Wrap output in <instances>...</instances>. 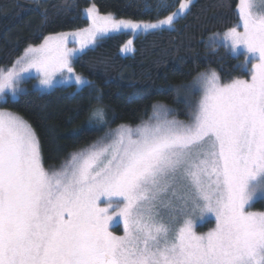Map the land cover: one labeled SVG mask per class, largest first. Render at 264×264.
<instances>
[{
  "label": "snow or ice",
  "instance_id": "6c2138e0",
  "mask_svg": "<svg viewBox=\"0 0 264 264\" xmlns=\"http://www.w3.org/2000/svg\"><path fill=\"white\" fill-rule=\"evenodd\" d=\"M191 3L156 22L91 5L90 26L71 34L79 48H68V34L47 36L0 70V102L24 93L33 70L45 88L65 72L79 90L91 88L74 73V58L110 33L173 30ZM168 7L161 0L156 10ZM238 15L220 39L251 58L249 78L221 83L215 71L200 74L187 122L153 105L147 122L121 125L48 170L35 129L0 110V264H264V211L250 210L264 198V7L239 0ZM103 114L98 107L91 117ZM209 215L215 227L198 233ZM120 225L117 235L111 229Z\"/></svg>",
  "mask_w": 264,
  "mask_h": 264
},
{
  "label": "trees",
  "instance_id": "16d2710c",
  "mask_svg": "<svg viewBox=\"0 0 264 264\" xmlns=\"http://www.w3.org/2000/svg\"><path fill=\"white\" fill-rule=\"evenodd\" d=\"M161 0H0V70L11 67L31 44L47 35L84 27L83 8L94 4L118 19L157 21L175 12L184 0H165L167 11L157 12ZM239 0H192L190 11L173 30L139 34L134 52L121 47L133 36L111 33L73 61L74 70L87 77L91 88L74 84L41 91L27 80V90L7 103L37 132L46 169L56 170L71 154L95 144L121 125L132 128L147 122L153 105L173 109L175 118L187 122L189 103L200 97L198 79L217 72L221 82L248 76L243 55L234 56L225 46L211 47L208 38L225 33L239 21ZM148 6L151 10L146 9ZM100 97L97 100V97ZM104 110L93 119L95 108ZM264 210V198L255 201Z\"/></svg>",
  "mask_w": 264,
  "mask_h": 264
},
{
  "label": "rangeland",
  "instance_id": "374dc122",
  "mask_svg": "<svg viewBox=\"0 0 264 264\" xmlns=\"http://www.w3.org/2000/svg\"><path fill=\"white\" fill-rule=\"evenodd\" d=\"M37 1H41V0H37ZM254 2H255V4L257 5V7H264V0H254ZM91 5H93V4H91ZM91 5H89V6H87V7H85V8H83V15H84V11L88 8V7H90ZM96 6V5H95ZM179 9V8H178ZM177 9V10H178ZM99 10V9H98ZM176 10V11H177ZM99 13L101 14V15H104V14H108V13H103V12H100L99 11ZM111 14H113V13H111ZM114 15V14H113ZM115 16V15H114ZM116 17V16H115ZM117 18V17H116ZM118 19V18H117ZM145 22H156V21H145ZM90 21L88 20V24L86 25V26H84V27H81V28H77V29H72V30H67V31H60V32H56V33H51V34H49V35H47V36H54V35H59V34H68V43H67V46H68V48H79V44L78 43H75L74 42V38L72 37V33H75V32H79V31H82L83 29H85V28H88L89 26H90ZM241 23V21H240V19H239V21H238V23L235 25V26H237L238 24H240ZM238 30H240V31H242V27L241 28H239ZM111 34V33H110ZM224 33H222V34H219V33H214V34H212L209 38H208V44H209V46H211V47H217V46H225L234 56H239V55H243L244 56V60H243V62H242V66H243V69L244 70H246L248 73L250 72V63H251V58L250 57H248L247 55H246V53H245V51H244V49L243 48H240L239 50H237V51H232V50H230V48L229 47H227L225 44H224V42H223V40H221L220 39V37H222V35H223ZM46 36V37H47ZM213 37H216V40H215V42H213ZM130 39H132L133 40V45L131 46L132 48H134V39H135V36H132ZM43 41H44V39L40 42V43H37V44H31V45H29V46H39L40 44H42L43 43ZM98 41V40H97ZM28 46V47H29ZM134 51H131V52H129V53H127V54H123V55H129V54H132ZM24 54V52L22 53V55ZM21 55V56H22ZM20 56V57H21ZM20 57H18V59L20 58ZM75 59V58H74ZM74 59L72 60V66H73V61H74ZM13 66V65H12ZM11 66V67H12ZM11 67H9V68H11ZM73 70H74V68H73ZM208 72H211V71H208ZM74 73L76 74V75H80V76H82V77H84L85 79H87L88 81H90L87 77H85V76H83V75H81V74H79V73H77L75 70H74ZM207 73V72H206ZM217 73V72H216ZM67 73L65 72V74H64V80L63 81H61V79H60V77H59V75H57V78H56V83H55V85L53 86V87H50V88H45V87H43V86H41L40 84H39V79L36 77V74H35V70H33L32 71V78H35L36 80H35V82L33 83V86L35 87V88H37V89H39V90H41V91H50V90H52V89H54L55 87H57V86H68V85H70V84H74V82H68L67 81ZM218 75V74H217ZM237 78H240V79H248L249 78V75L248 76H238V77H235V78H233V79H237ZM31 79V78H30ZM30 79H27V80H30ZM233 79H231V80H233ZM27 80H25V81H23V82H21V84H20V87L21 88H23V89H25V90H27V88H28V85L27 84H25L26 83V81ZM199 80H200V77H199V79H198V83H196V84H199L200 85V83H199ZM231 80H228V81H226V82H229V81H231ZM226 82H221V83H226ZM75 85V84H74ZM76 86V85H75ZM76 90H79L78 88H77V86H76ZM20 96V95H19ZM18 96V97H19ZM18 97H16V98H12L11 96H9L8 98H7V102H0V110H4V111H9V112H12L13 114H16L15 112H13L10 108H8L7 107V103L9 102V101H11V100H15V99H17ZM200 98V97H199ZM16 115H18V114H16ZM19 116V115H18ZM109 132H112V131H108L106 134H108ZM106 134H105V136H106ZM44 164V163H43ZM260 197L258 196L257 197V200L259 199ZM250 210H252V211H264V210H259V209H255L254 207H252ZM215 227V218H214V216H211V215H209V216H206L203 220H201V221H199L198 222V226H197V228H196V231L198 232V233H206V232H208L209 230H211L212 228H214ZM115 234H117V235H121L122 233H123V229H122V225H120V226H114L112 229H111Z\"/></svg>",
  "mask_w": 264,
  "mask_h": 264
}]
</instances>
